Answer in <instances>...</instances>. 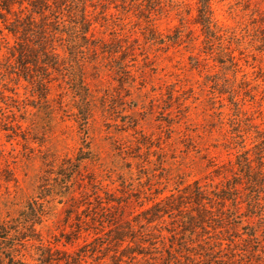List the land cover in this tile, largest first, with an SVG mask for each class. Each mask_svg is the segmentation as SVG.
Instances as JSON below:
<instances>
[{"label": "rangeland", "instance_id": "374dc122", "mask_svg": "<svg viewBox=\"0 0 264 264\" xmlns=\"http://www.w3.org/2000/svg\"><path fill=\"white\" fill-rule=\"evenodd\" d=\"M56 2L0 0V264H264V0Z\"/></svg>", "mask_w": 264, "mask_h": 264}, {"label": "trees", "instance_id": "16d2710c", "mask_svg": "<svg viewBox=\"0 0 264 264\" xmlns=\"http://www.w3.org/2000/svg\"><path fill=\"white\" fill-rule=\"evenodd\" d=\"M53 1H54V4L56 5L57 4L56 0H53ZM198 1L200 2V12H201V15H203V17H205L207 19V16H209L208 15V12L210 11V3H211V0H198ZM200 24L203 25L202 23H200ZM45 58H47V56ZM20 65H22V64H20ZM47 65H49V64L47 63ZM76 173H77V171H76ZM36 215H37V213L34 212V211H32L29 214V217H27V218H33L34 217L33 219H35L36 218ZM38 216H40V215L38 214ZM40 217H42V216H40ZM31 224L32 225H27V224L22 223V226H20V227L23 228V227H27L28 226V227L31 228V226H32V228H33V227H36V225H37L35 223H31ZM2 230H4V229H2ZM34 240H35V238H34ZM120 241H123V240H120ZM138 255H142V253H138ZM41 263L42 264H47L48 261L43 260V261H41ZM7 264H22V263L20 262V260L15 259L14 257H11L9 259V262Z\"/></svg>", "mask_w": 264, "mask_h": 264}]
</instances>
